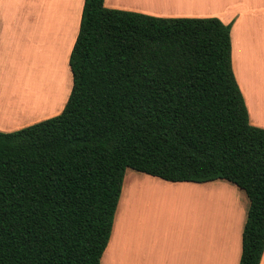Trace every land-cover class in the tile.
<instances>
[{"label": "trees", "instance_id": "obj_1", "mask_svg": "<svg viewBox=\"0 0 264 264\" xmlns=\"http://www.w3.org/2000/svg\"><path fill=\"white\" fill-rule=\"evenodd\" d=\"M230 29L84 0L63 110L0 131V264H100L128 168L243 190L238 264L260 263L264 128L249 123Z\"/></svg>", "mask_w": 264, "mask_h": 264}, {"label": "rangeland", "instance_id": "obj_2", "mask_svg": "<svg viewBox=\"0 0 264 264\" xmlns=\"http://www.w3.org/2000/svg\"><path fill=\"white\" fill-rule=\"evenodd\" d=\"M5 4L6 22L2 27L4 54L0 51V131L11 132L56 116L63 110L72 87L69 56L65 54L69 42L65 29L72 20V14L69 16L62 8L61 0H5ZM244 4L245 0H213L206 7L217 17L229 7L242 10ZM23 11L28 14L23 16ZM24 17H29V22L34 19V25H30L26 32L23 29L26 28L22 20ZM262 17L253 16L258 21ZM76 20L74 16L72 26ZM18 68L23 69L22 72L16 70ZM44 76L48 77L50 84L46 83L43 88ZM122 186H156L148 194L151 201L148 210L135 216L137 219L133 223L136 231L139 225H143L142 232L148 233L149 241L145 249L153 250L158 258H166L169 264L189 263L191 254L197 251L205 254L202 264H231L237 228L234 220L223 223L225 218L221 212L216 213L218 217L214 216L217 211L214 202L220 196H226L239 207L240 216L246 203V217L249 201L235 185L224 180L198 185H173L159 177L128 168ZM157 186L187 187L169 189ZM216 192H220V196ZM123 206L125 209L120 214L124 222L118 232L130 236L134 219L130 199L128 202L125 200ZM219 227L226 228L221 230Z\"/></svg>", "mask_w": 264, "mask_h": 264}, {"label": "crops", "instance_id": "obj_3", "mask_svg": "<svg viewBox=\"0 0 264 264\" xmlns=\"http://www.w3.org/2000/svg\"><path fill=\"white\" fill-rule=\"evenodd\" d=\"M61 2L62 8H64L66 12H68V15L72 14V20L74 16L77 18L76 24H73V26L71 24L72 20L66 24L67 27L65 29V32L67 33L66 37L69 38V42L67 47H65V54L69 56L78 34L79 22L84 0H66L65 2L61 0ZM140 2L141 3H139V1H136V3H134L131 1V3H125L124 0H104V5L108 8L134 11L157 17H215L214 14L211 13L210 10H208V7H206V5H210L213 0H167V2L165 3H152L149 5L142 3V1ZM244 5L245 8L242 10L237 7H229L225 9V11H223L221 14H219L217 18H219L223 23L231 25L230 39L232 69L243 95V99L248 112L249 123L253 126L264 128V0H245ZM5 10V0H0V51L3 52V54L4 49L2 50V27L6 22ZM26 14H28V12L23 11V16H25ZM254 15H261L263 17L258 21L257 19L253 18ZM28 18L29 17H24L22 19L26 24V28H23L24 32H26L27 29L30 28V25H34V19L32 18V21L29 22V20H27ZM33 40H35V38H33ZM21 59L22 58L18 60ZM16 70H20L22 72L23 69L18 68ZM43 80L44 88L46 83L50 84V81L48 80V77L46 78L45 76L43 77ZM1 128L2 127L0 126V129ZM218 180L223 181L224 179H216L213 181ZM213 181L203 183H210ZM171 183L173 185L203 184L196 182ZM154 187L156 186H127L126 188H124L123 186L121 187V192L116 208V211L118 209L117 216L115 211L111 234L107 246L101 256L100 264H169L166 258H158L153 250L144 248L146 243H148L149 241L148 233L142 232L143 225H139L138 231H136V226H134L133 224L137 219L135 218V216L140 215L141 212L148 210L151 202L148 194L151 192V190L155 189ZM157 187L183 189L187 186ZM241 191L245 194L243 190ZM129 199L131 202V213L132 216H134V219L132 220L130 236H128L129 234L127 233L118 232L119 228L122 226V222H124V219L121 217L122 214H120L125 209L123 203L125 200L128 202ZM223 201L226 205L229 204L228 216L230 215L229 220H226V214L224 215L225 220L223 221V223H228L229 221L232 222V220H234L236 225L235 227L237 228V237L234 241V250L231 254L230 263L238 264L241 256L242 230L246 219V203L243 204L240 216L239 207L236 205V203L228 200L226 196H222L221 198H219L218 201H215L216 204L214 202V205H216L218 209L220 207H222L223 209ZM219 204H221L222 206H220ZM222 209H220V211ZM226 209L224 208L223 211H225ZM220 211L218 210V212ZM239 216L240 219L238 221ZM141 223L142 221L140 222V224ZM225 228L226 227H222L221 230H224ZM204 260L205 254L203 253V251H197L196 254H191L190 262L185 264H202ZM227 260H229V258ZM259 264H264V251Z\"/></svg>", "mask_w": 264, "mask_h": 264}, {"label": "bare ground", "instance_id": "obj_4", "mask_svg": "<svg viewBox=\"0 0 264 264\" xmlns=\"http://www.w3.org/2000/svg\"><path fill=\"white\" fill-rule=\"evenodd\" d=\"M127 1H129L128 3H131V1H135V2H136L137 0H127ZM138 1H142V3H145V4H147V5L152 4V3H158V4L160 3V4H161V3H165V2H167V0H138ZM36 58H37V57H36ZM28 70H29V69H28ZM30 71H31V70H30ZM18 74H20V73H18ZM32 75H33V73H32ZM62 83H63V82H62ZM60 84H61V83H60ZM55 89H57V88H55ZM58 91H59V89H58ZM34 94H35V93H34ZM37 94H38V93H37ZM18 107H19V106H18ZM27 107H28V106H27ZM25 109H26V107H25ZM16 110H18V109H16ZM23 111H24V110H23ZM34 111H35V110H34ZM17 112H18V111H17ZM216 193H219V196H220V192H216ZM221 195H222V194H221ZM219 196H218V197H219ZM211 197H212V196H211ZM221 197H222V196H220V198H221ZM213 199H215V198H213ZM226 201H227V200H226ZM213 202H214V201H213ZM215 204H216V202H215ZM219 205L222 206L221 204H219ZM228 205H229V204H227V205L224 204L225 209L227 208V209H226L227 211H226V210L223 211L224 206H223V209H222V207H220L219 209L216 207V208H217V209H216L217 211L215 212V210H214V212H215L214 216H215V217H218V216H216V215H217L216 213L218 212V210L220 211V209H222V210L220 211V212L222 213L221 216H222L223 218L226 216V217H227L226 220L229 219V216H230V215L228 216V213H229V206H228ZM200 206H202V205L200 204ZM203 206H204V205H203ZM227 206H228V207H227ZM205 207H206V205H205ZM210 207H212V204H210ZM208 208H209V206H207L206 209H208ZM195 209H196V208H195ZM222 211H223V212H222ZM208 212H209V215L211 216L212 214H210V210H208ZM212 212H213V211H212ZM220 212H218V213L220 214ZM203 213H204V212H203ZM207 214H208V213H207ZM225 214H226V215H225ZM224 215H225V216H224ZM212 217H213V216H212ZM215 217H214V219H215ZM219 218H220V217H219ZM223 218H222V220H223ZM214 219H213V220H214ZM219 228H220V227H219ZM220 229H222V227H221Z\"/></svg>", "mask_w": 264, "mask_h": 264}]
</instances>
